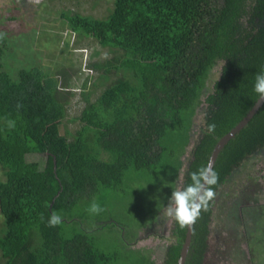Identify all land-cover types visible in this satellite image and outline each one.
Returning a JSON list of instances; mask_svg holds the SVG:
<instances>
[{"label":"trees","instance_id":"1","mask_svg":"<svg viewBox=\"0 0 264 264\" xmlns=\"http://www.w3.org/2000/svg\"><path fill=\"white\" fill-rule=\"evenodd\" d=\"M60 17L76 38L91 39L111 54L91 62L96 79L114 77L92 101L84 93L87 81L82 82L83 106L70 119L79 127L67 140L59 135L66 101L56 78L31 68L11 79L0 65L1 264H111L114 255L96 247L89 233L67 230L63 220L48 227L51 213L72 219L82 196L118 189L128 170L151 174L171 155L165 137L188 136L190 115L216 63H221L219 76L201 102L202 134L182 188L259 97L254 84L256 74L264 72V0H112L104 18L69 11ZM6 119L15 120L16 127L9 130ZM209 124L216 125L212 133ZM261 150L264 102L218 153L214 191ZM210 203L192 227L184 264H201ZM184 233L175 222L163 264H176Z\"/></svg>","mask_w":264,"mask_h":264},{"label":"rangeland","instance_id":"2","mask_svg":"<svg viewBox=\"0 0 264 264\" xmlns=\"http://www.w3.org/2000/svg\"><path fill=\"white\" fill-rule=\"evenodd\" d=\"M111 7L112 0H0V32L6 34L0 40L1 69L11 79L17 78L20 69L31 68L56 78L59 97L66 101L59 135L67 140L79 127L70 119L83 106L79 95L82 82L87 81L84 93L92 101L114 76L108 81L96 79L91 62L108 59L111 54L91 39L76 38L60 14L69 11L104 18ZM220 65L216 63L205 80L200 105L190 115L188 136L183 132L165 137L164 143L171 149L169 157L164 156L151 174L128 170L118 189L82 196L72 219H63L65 229L89 233L96 247L113 254L111 264H163L166 250L175 239V220L164 219L166 206L172 192L182 188L192 149L202 134L205 106L201 102L218 79ZM92 82L97 86L92 88ZM33 158L43 159L40 155ZM215 192L200 263L264 264V150L240 163ZM94 199L105 209L98 215L87 210ZM156 224L166 226L158 230Z\"/></svg>","mask_w":264,"mask_h":264},{"label":"clouds","instance_id":"3","mask_svg":"<svg viewBox=\"0 0 264 264\" xmlns=\"http://www.w3.org/2000/svg\"><path fill=\"white\" fill-rule=\"evenodd\" d=\"M5 35L0 32V40H3ZM254 91L259 96L258 102L264 101V72L256 74ZM21 107V104H17L18 109ZM5 125L9 130L14 129L16 121L6 119ZM215 127V124H209L208 132H214ZM218 179V173L211 167L204 166L193 172L190 184L172 192L164 213L165 221L169 218L174 219L181 229L192 228L201 217L202 211H207L209 203L215 199L216 192L213 186L217 184ZM87 210L90 214L98 215L105 209L94 199ZM43 219L44 216L41 214V220L43 221ZM62 220V215L53 211L47 220V226L57 227L62 223ZM155 226L158 230H163L166 224H156Z\"/></svg>","mask_w":264,"mask_h":264},{"label":"water","instance_id":"4","mask_svg":"<svg viewBox=\"0 0 264 264\" xmlns=\"http://www.w3.org/2000/svg\"><path fill=\"white\" fill-rule=\"evenodd\" d=\"M259 101V97L256 99L254 104L251 106V108L248 110V112L242 117V119L232 128L230 129L225 135H223L213 146L211 153L208 158L207 167H211L220 152V150L223 148V146L240 130L243 128L244 125L252 118V116L255 114L257 109L261 106V104L264 101ZM191 231L192 228L185 227V233H184V239L182 242V245L180 247L179 255L176 261V264H184L187 251L189 248L190 238H191Z\"/></svg>","mask_w":264,"mask_h":264}]
</instances>
